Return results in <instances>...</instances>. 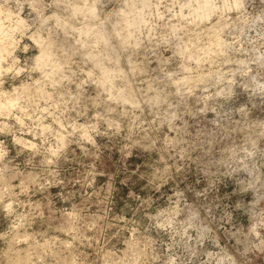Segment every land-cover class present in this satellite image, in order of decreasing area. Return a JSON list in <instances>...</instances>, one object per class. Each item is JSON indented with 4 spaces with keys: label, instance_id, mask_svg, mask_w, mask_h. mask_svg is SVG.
Segmentation results:
<instances>
[{
    "label": "clouds",
    "instance_id": "clouds-1",
    "mask_svg": "<svg viewBox=\"0 0 264 264\" xmlns=\"http://www.w3.org/2000/svg\"><path fill=\"white\" fill-rule=\"evenodd\" d=\"M0 264H264V0H0Z\"/></svg>",
    "mask_w": 264,
    "mask_h": 264
}]
</instances>
